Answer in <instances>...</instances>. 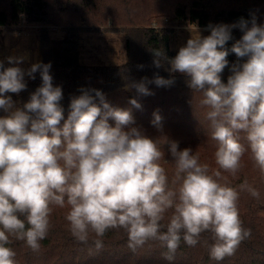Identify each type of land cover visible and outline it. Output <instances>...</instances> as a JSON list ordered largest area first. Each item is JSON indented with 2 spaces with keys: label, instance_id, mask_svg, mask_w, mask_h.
<instances>
[{
  "label": "clouds",
  "instance_id": "clouds-1",
  "mask_svg": "<svg viewBox=\"0 0 264 264\" xmlns=\"http://www.w3.org/2000/svg\"><path fill=\"white\" fill-rule=\"evenodd\" d=\"M248 25L244 19L209 25L210 35L192 36L171 59L163 50H152L155 67L167 61L168 71L186 75L189 88L202 94L200 104L208 109L210 136L217 142L215 162L232 175L240 170L246 151L264 175V25L255 17ZM236 27L243 35L228 48ZM230 53L237 63L224 83L221 73ZM242 58L246 60L240 63ZM7 59L16 66L5 68L0 62V110L6 114L0 116V264H15L16 253L9 247L13 240L24 241L33 252L40 250L53 205L68 207L71 235L88 245L94 234L97 250L103 248L105 233L119 228L127 233L133 252L155 241L172 261L181 241L195 247L208 232L213 240L209 255L222 261L251 236L240 218L239 191L220 182V171L210 174L209 165L200 163L190 148L178 150L176 142H170L175 168L169 179L160 163V139L129 127L134 123L132 108L142 107L137 99L129 101L130 108L113 107L101 91L82 89L71 99L65 119L62 88L53 86L51 64H32L25 73L18 66L24 57ZM38 70L41 86L22 108L16 107L8 94L26 90L25 74L35 79ZM149 83L167 87L174 79L156 75L130 87L148 96L153 94ZM153 115L152 124L159 130L162 118ZM239 189L259 198L247 182Z\"/></svg>",
  "mask_w": 264,
  "mask_h": 264
},
{
  "label": "trees",
  "instance_id": "trees-1",
  "mask_svg": "<svg viewBox=\"0 0 264 264\" xmlns=\"http://www.w3.org/2000/svg\"><path fill=\"white\" fill-rule=\"evenodd\" d=\"M216 0H0V25L18 24L22 18L28 23L59 25L63 28L65 36L62 46H45L40 63L51 64L50 75L53 86L62 88L63 98L60 101L64 109V118L70 111V102L73 97L82 94L83 90H99L106 101L113 107L130 108L129 101L137 99L141 109L132 108L134 123L129 127L139 129L152 124L154 113L161 116V125L181 123L190 127H209L210 121L202 117L198 112L204 111L200 101L202 94L189 88L186 75L171 73L170 64L162 60V67H155L153 49L163 50L171 59L175 57L171 47V37L174 25L161 21V14L169 11L174 23L189 25L196 23L199 26H215L220 24H238L241 19L249 21L253 17L258 25H264V0H254L249 5L239 8L216 7ZM77 11L78 20L70 18L68 12ZM156 19L155 23L152 22ZM159 20V21H158ZM112 24L125 33L127 60L121 63L90 64L80 59L78 48L81 32L85 29L98 30L100 26ZM170 21V20H168ZM232 39L226 47L239 40L243 32L238 28L231 29ZM229 64L221 73L222 82L227 83L232 75L231 67L237 63V57L230 53L227 57ZM246 58H242L243 63ZM156 75L165 79H174V83L167 87H157L154 83L147 84L152 95L138 94L135 88L130 87L134 82H140L147 78L153 80ZM35 79L29 77L26 82V90L18 95L9 93L16 107L22 108L28 102L30 95L41 86L42 79L39 70L34 73ZM90 94L95 96L94 91ZM99 104V99L96 98ZM199 108L198 112H194ZM6 115L0 110V116ZM110 123H114L110 121ZM63 124V121H61ZM243 144L247 145L245 134L240 133ZM167 219L163 221L166 223ZM247 226V225H246ZM243 227L251 230V236L240 245L245 247L242 255L236 250L232 256L225 257L222 261L213 260L208 247L213 243L211 233L201 234L195 247L187 246L183 241L176 252L174 259L168 261L164 258L166 249L158 242L149 241L144 246L149 247L142 254L133 252L128 247V236L123 229H110L101 238L103 248L97 250L92 243L91 247H85L76 242L73 236L65 234L62 240L65 245L62 250L53 249L48 254L43 253L42 261L32 259V264H57L61 254L67 253L72 258L67 264H231L226 260L235 257L234 264H257V257L264 254V245L257 242L255 229L252 226ZM92 236V234L90 235ZM49 243L48 238L44 241ZM70 243L79 244L77 249H71ZM244 243V244H243ZM11 247V245H9ZM145 247V248H146ZM161 247V248H160ZM192 248V250H190ZM54 251L61 252L55 259ZM143 251V250H142ZM203 251V252H202ZM251 254V259H246L244 253ZM44 260V261H43ZM245 262V263H241Z\"/></svg>",
  "mask_w": 264,
  "mask_h": 264
},
{
  "label": "rangeland",
  "instance_id": "rangeland-1",
  "mask_svg": "<svg viewBox=\"0 0 264 264\" xmlns=\"http://www.w3.org/2000/svg\"><path fill=\"white\" fill-rule=\"evenodd\" d=\"M254 0H216V7L239 8L244 5H249ZM70 18L78 20L79 13L77 11L67 13ZM152 23L154 24L156 19ZM167 19L166 23L174 25V30L171 37V47L174 50L175 56L179 49L186 46L188 39L192 36L200 35L206 37L210 35V28L199 26L196 23L189 25L177 24L172 21L169 11L163 12L160 16ZM170 20V21H168ZM159 21V20H158ZM65 36L64 30L59 25L48 24L46 27L43 24L28 23L25 18H22L18 24L0 25V62H3L4 67L16 66L8 63V57H24L21 64L18 66L27 72V69L32 64L40 63L43 57L45 46L58 47L62 46V40ZM80 59L84 63L90 64H110L121 63L127 60L125 33L120 28L114 26L111 21L108 24L100 26L98 30L85 29L81 32L80 45L78 48ZM29 76L25 74L24 81L28 82ZM199 108H195L194 112H198ZM208 109L204 107L203 112H198L204 118ZM142 131L153 139H160V148L164 156L160 161L161 165L166 169V172L171 180L174 173V162L170 154V142L178 144V150L190 148L193 154L199 157L202 164L209 165L210 174L215 171L221 172V183H226L228 186L236 188L239 191L238 208L242 223L246 226L254 227L255 238L257 242L264 245V175L255 167L251 159L250 151H246L241 160V168L232 175L224 172L215 162L214 153L217 149V142L211 139L209 127L197 128L190 127L188 124L173 123L161 125V129H157L154 125H149L143 128ZM241 143H243L241 141ZM247 148V145H245ZM247 182L248 185L258 190L259 198L251 196L247 191H240L239 186ZM68 207L60 208L53 205V212L50 217V228L46 238L40 241V250L33 252L24 241L13 240L11 248L16 253L15 264H32V259L42 261L43 253L48 254L52 246L55 249L62 250L66 245L62 240L65 234L71 235L69 222L66 220ZM169 213L168 215H170ZM167 219V216H166ZM246 226V227H247ZM48 238L49 243L44 241ZM95 235L90 236V240L95 239ZM77 242V241H76ZM79 243V242H78ZM244 244V243H243ZM84 245V244H82ZM67 246V245H66ZM79 244L70 243L71 249H77ZM91 247V244L84 245ZM10 247V246H9ZM143 246L138 249L137 254H142L149 247ZM161 248V247H160ZM143 250V251H142ZM192 250V248L190 249ZM245 247L239 245L238 255H242ZM176 252H181L177 249ZM203 252V251H202ZM56 259L61 252L54 251ZM246 259H251L252 256L248 252L244 253ZM71 256L67 253L61 254L60 259L56 260L57 264H67L71 260ZM235 257H232L226 262L234 264ZM44 261V260H43ZM241 263H245L242 262ZM110 264V263H104ZM112 264V263H111ZM114 264V263H113ZM257 264H264V254L257 257Z\"/></svg>",
  "mask_w": 264,
  "mask_h": 264
}]
</instances>
